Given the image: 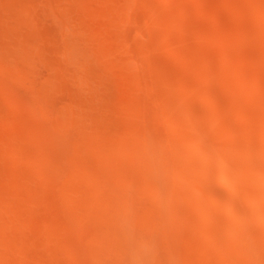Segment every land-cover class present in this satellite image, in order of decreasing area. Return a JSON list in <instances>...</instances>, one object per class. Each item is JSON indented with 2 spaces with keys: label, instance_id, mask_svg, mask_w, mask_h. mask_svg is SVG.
Returning <instances> with one entry per match:
<instances>
[{
  "label": "bare ground",
  "instance_id": "obj_1",
  "mask_svg": "<svg viewBox=\"0 0 264 264\" xmlns=\"http://www.w3.org/2000/svg\"><path fill=\"white\" fill-rule=\"evenodd\" d=\"M6 1L0 73L37 122L3 138L34 175L0 188V264H264V0H97V29Z\"/></svg>",
  "mask_w": 264,
  "mask_h": 264
},
{
  "label": "rangeland",
  "instance_id": "obj_2",
  "mask_svg": "<svg viewBox=\"0 0 264 264\" xmlns=\"http://www.w3.org/2000/svg\"><path fill=\"white\" fill-rule=\"evenodd\" d=\"M2 1H5V3L7 2L6 0H2ZM82 1H85V2L83 3ZM98 1L97 0H80V6L78 5L83 19L93 29L100 28L104 24V20L101 15L104 6L102 7L103 5L101 4L102 2L100 1L101 3H99ZM99 4L101 5L100 6L101 8L99 7ZM85 9H89V10H85ZM99 11L101 12L99 13ZM116 71H117L116 69L113 70L111 74V75L114 74L113 76H111V81L113 79L114 82L109 81V86H110V92L111 91L113 92L111 94H117L118 98L116 97L117 95H113L114 97L113 96L111 97L110 95V99L113 103L114 102L123 103L124 102L123 96L128 89H127V85L123 81L124 78L123 77L121 78V74L120 75L118 74L117 76H115V74L119 73L118 71L116 73ZM115 77H117V79H114ZM118 77H120L123 80H121ZM120 81L123 82V85L121 84ZM111 83L114 86L113 88L111 87ZM119 83L122 86H120ZM11 84L12 83L10 82V80L3 73L2 74L0 73V169H1L0 170V176H1L0 177V188H3V189L4 188L10 189L13 183L15 182L19 184L23 183L22 180H24L25 175H31V176L34 175V171L32 170L31 164L24 159H17L13 157L12 155H10L9 146L4 144V140H3L4 137H7V136L13 137L17 133L20 134L21 138H25V137L31 138L32 132L28 128V124L32 122L33 123L37 122V119H36L37 117L34 115L33 112L29 111L30 110L29 107L31 104L26 99L25 95L22 94L24 91L22 93H19L16 89H14L15 87L13 85L11 86ZM124 84L126 86H124ZM117 86L118 87L120 86V88H118ZM115 87H116V90H115ZM24 93L26 94V92ZM119 96H122V97L119 98ZM111 107H112L113 114H116L118 112L117 107L113 105H111ZM120 124L122 125L123 121ZM122 126H124V124ZM89 161L93 164H96V160L95 158L93 159V157H89ZM18 165L22 168L21 171L17 169ZM24 210L27 213V208H25ZM31 230L34 231V229H28L29 233H32Z\"/></svg>",
  "mask_w": 264,
  "mask_h": 264
}]
</instances>
